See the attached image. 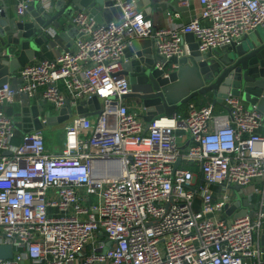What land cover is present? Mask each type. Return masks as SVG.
I'll return each mask as SVG.
<instances>
[{
	"label": "built area",
	"instance_id": "2783aa9c",
	"mask_svg": "<svg viewBox=\"0 0 264 264\" xmlns=\"http://www.w3.org/2000/svg\"><path fill=\"white\" fill-rule=\"evenodd\" d=\"M7 1L20 18L37 2ZM112 1L122 21L98 24L87 10L76 12L71 48L21 67L18 87L12 74L0 86V107L41 92L56 115L69 100H102L99 114L65 126L54 150L43 129L16 142L23 129L0 109V244L14 248L2 264H264L256 238L264 225V114L230 95L158 115L146 132L145 110L125 98L132 88L121 74L134 39L153 40L166 75L190 54L188 33L201 53L239 42L264 28V0H199L200 16L163 28L139 0ZM191 2L178 0L173 17ZM46 32L60 47L58 33ZM236 185L246 209L238 217L227 215Z\"/></svg>",
	"mask_w": 264,
	"mask_h": 264
},
{
	"label": "water",
	"instance_id": "95a60500",
	"mask_svg": "<svg viewBox=\"0 0 264 264\" xmlns=\"http://www.w3.org/2000/svg\"><path fill=\"white\" fill-rule=\"evenodd\" d=\"M146 1L140 0L139 7H143ZM148 5L153 8L155 1L149 0ZM3 7L0 14V86L7 83L9 76L21 67L35 62L34 57L40 60L46 58L43 47L51 40L46 32L50 27L61 37L73 33L79 36L78 28L72 23L76 12L87 10L98 24L120 22L123 18L122 9L115 7L112 0H51L50 7L45 1H38L30 6L28 17L24 18ZM184 39L191 43V52L180 58L178 69L168 75L166 69L157 66L153 40L134 39L125 50L126 62L121 74L128 76L132 88L125 98L137 99L142 104L146 132L154 117L172 116L184 104L204 96H211L213 105L230 95L238 96L251 108L256 106L264 114V28L245 35L239 42L207 53L199 51L193 33L186 34ZM101 107L102 100L97 96L81 101L78 106L69 100L58 115L47 114V124L67 125L78 117L99 114ZM32 111L34 122L29 125L25 123L29 121L25 118L24 132L44 128L40 111L37 107H32ZM180 163L179 159L175 168ZM234 189L238 199L228 208L229 215L242 207L243 190L239 185ZM245 213L246 209H242L236 216ZM262 246L264 251V235ZM13 257V245L1 243L0 264L2 260Z\"/></svg>",
	"mask_w": 264,
	"mask_h": 264
},
{
	"label": "crops",
	"instance_id": "0c3cea01",
	"mask_svg": "<svg viewBox=\"0 0 264 264\" xmlns=\"http://www.w3.org/2000/svg\"><path fill=\"white\" fill-rule=\"evenodd\" d=\"M5 1L7 2V5H5V7H7L12 14H15V10L12 2L7 0H0V4L4 5ZM38 1L42 2L43 0H37V2ZM152 1H155V6L153 8H151V6L148 5L149 0H147L146 2H143L142 4L143 7H141V9L153 19L154 25L157 28H163L169 26L172 23L174 24L188 23L193 18L200 16L202 13V5L199 2V0H192L190 7L182 12V16L180 18L173 17L175 11H177L178 0H152ZM28 14L26 17H28ZM259 30L261 29L259 28ZM76 38L77 36L74 33L68 34L65 37H61L58 35L57 40L58 43L60 44V47H56L55 45L56 43L53 40H50L49 43L43 47L44 48L43 56L46 57V59H54L63 49L71 48L74 45V41ZM34 58H36L35 62L40 61L38 57H34ZM11 82L13 87L19 86L18 72H14L11 75ZM63 86L64 85L62 84L61 87ZM127 100L132 104H136L137 106H142V104L137 99L127 98ZM195 101L196 100H192L190 103L184 104L183 106L180 107L178 112L185 113L189 105L191 103L194 104ZM198 102L209 104L212 103V98L211 96H204L199 98ZM32 107H37V109L40 111V118H47V114L49 112H51L54 115L57 114L55 107L52 104L43 101L41 92H39L38 96L35 97L34 99H31L28 103L21 104L19 102H16L9 106L0 107V109H3L8 115L16 118L19 121V126L23 127L25 118L29 120L28 122H25L29 125L34 122ZM22 132L24 131L23 130L19 131V135H18L19 137L17 138L16 142L21 141ZM185 139L187 140L190 139V135L187 134ZM58 145H54L52 144V142H50L49 144L48 142L49 150H54L55 147H57ZM242 209L244 208L243 207L238 208L232 215L236 216L240 211H242ZM227 215L229 214L227 213ZM263 235H264V225L262 230L256 234V238L257 240L260 241L261 244H262Z\"/></svg>",
	"mask_w": 264,
	"mask_h": 264
},
{
	"label": "rangeland",
	"instance_id": "374dc122",
	"mask_svg": "<svg viewBox=\"0 0 264 264\" xmlns=\"http://www.w3.org/2000/svg\"><path fill=\"white\" fill-rule=\"evenodd\" d=\"M262 30V28H260ZM66 125L62 126H50L49 124H46V126L43 128V135L47 141V144L49 142H52L54 145L61 144L64 141L65 138V132L64 128Z\"/></svg>",
	"mask_w": 264,
	"mask_h": 264
},
{
	"label": "trees",
	"instance_id": "16d2710c",
	"mask_svg": "<svg viewBox=\"0 0 264 264\" xmlns=\"http://www.w3.org/2000/svg\"><path fill=\"white\" fill-rule=\"evenodd\" d=\"M194 104H195L197 107H201V106L205 105L206 103H199L198 100H196V101L194 102ZM21 129H22V126H21ZM189 167H190L193 171H195L196 173L199 172V171H198V168H197L196 166L191 165V166H189ZM255 201H256V199H255Z\"/></svg>",
	"mask_w": 264,
	"mask_h": 264
}]
</instances>
